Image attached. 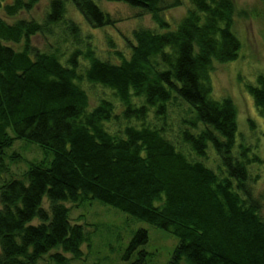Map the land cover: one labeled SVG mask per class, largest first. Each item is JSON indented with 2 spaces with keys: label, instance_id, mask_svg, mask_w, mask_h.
Here are the masks:
<instances>
[{
  "label": "trees",
  "instance_id": "trees-1",
  "mask_svg": "<svg viewBox=\"0 0 264 264\" xmlns=\"http://www.w3.org/2000/svg\"><path fill=\"white\" fill-rule=\"evenodd\" d=\"M39 1L0 0V13L13 19ZM66 1L49 0L41 23L0 18V264H36L48 255L49 264H69L65 255L81 260L88 238L65 204L91 201L174 236L179 244L167 264H264V194L255 198L249 186V168L261 160L255 146L236 144L237 110L229 98L213 100L209 82L212 64L233 62L240 50L232 1L105 0L149 15L158 28L132 32L128 58L114 52L117 63L100 60L89 37L82 40L66 19ZM68 1L89 28L114 27L95 0ZM185 3L171 30L163 15ZM56 27L71 41L69 54L31 46L32 37ZM82 84L111 100L89 109ZM245 90L264 121V76ZM177 102L187 111L173 129ZM21 140L44 158L3 182L21 160L8 154ZM210 151L220 174L204 164ZM147 241L138 231L128 252Z\"/></svg>",
  "mask_w": 264,
  "mask_h": 264
},
{
  "label": "rangeland",
  "instance_id": "rangeland-1",
  "mask_svg": "<svg viewBox=\"0 0 264 264\" xmlns=\"http://www.w3.org/2000/svg\"><path fill=\"white\" fill-rule=\"evenodd\" d=\"M170 1V0H168ZM234 5L232 32L240 43V50L235 61L226 64L213 63V70L209 82L211 97L215 101L229 98L237 110V136L236 144L255 146L254 152L261 160V165L249 168L251 179L249 182L255 198L264 194V121L253 105L251 96L245 87L255 86L258 76H264V6L262 0H231ZM49 0H40L30 13H20L13 19L5 18L0 13V18L8 24H14L17 20L41 23L48 10ZM98 9L110 16L114 27L103 29H91L84 19L67 0L65 2L66 19L75 22L81 30L82 40L89 37L95 55L100 60L117 63L114 52H120L126 58L129 49L126 41H132V32L136 30H152L156 28L149 15L128 7L123 3H109L105 0H95ZM170 3V2H169ZM187 4L173 9L163 15L164 20L170 24L171 30L176 28L179 21L185 16ZM163 32V31H160ZM62 27H56L51 36L32 37L30 44L40 52H45L50 47H58L64 57L72 50L71 41L64 37ZM87 41V40H85ZM16 50L20 46H13ZM64 63V59L61 60ZM89 99V109L94 108L101 98L111 100L108 91L87 84L81 85ZM116 101V100H114ZM170 113L168 121L172 122L176 129L180 116H185V105L177 102ZM149 120H152L150 117ZM249 121L253 122L255 129L249 127ZM114 129V128H112ZM8 134L12 136L11 132ZM18 154L21 160L10 165V172L3 175V182L10 179H21L27 172L28 164L43 160L42 151L34 144L24 140L14 142L8 154ZM51 160V157H49ZM204 164L220 174L218 161L210 151ZM260 218L264 222V200H260ZM70 209V223L81 225L88 238V243L81 247L83 257L81 260H70L69 264H138L144 259V264H167L173 256L179 241L170 233L153 227L145 222L136 220L111 207L104 206L96 201L79 203L77 205L65 204ZM42 208L48 210V204L44 199ZM38 223L33 221V225ZM138 231L147 233L146 245L136 251L128 252L129 245ZM141 253L147 256L144 258ZM49 255L43 257L36 264H49ZM183 264V263H182Z\"/></svg>",
  "mask_w": 264,
  "mask_h": 264
}]
</instances>
